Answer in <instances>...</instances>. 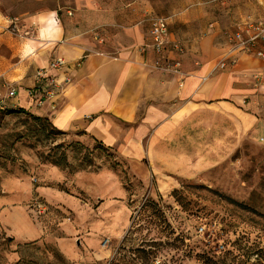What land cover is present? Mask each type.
Masks as SVG:
<instances>
[{"label":"rangeland","instance_id":"1","mask_svg":"<svg viewBox=\"0 0 264 264\" xmlns=\"http://www.w3.org/2000/svg\"><path fill=\"white\" fill-rule=\"evenodd\" d=\"M257 1H216L210 19L227 25L234 8ZM188 4L155 0L154 16L171 17ZM25 111L0 113V264H264L258 124L244 128L226 114L197 110L171 131L153 169L150 159L129 158ZM15 209L44 232L32 239L14 233L5 213Z\"/></svg>","mask_w":264,"mask_h":264},{"label":"crops","instance_id":"2","mask_svg":"<svg viewBox=\"0 0 264 264\" xmlns=\"http://www.w3.org/2000/svg\"><path fill=\"white\" fill-rule=\"evenodd\" d=\"M216 1L229 4L189 0L171 14L166 56L180 59L184 73L174 74L155 67V50L139 49L150 35L155 0H0V91L5 84L16 87L10 108L50 118L59 130L84 132L129 158L150 159L153 169L171 131L197 110L226 114L244 128L258 124L264 132V81L258 76L264 62L240 54L228 68L215 69L230 54L237 24L264 18V0L234 8L228 26L210 19ZM129 12L137 19L130 20ZM57 58L67 63L54 73L73 81L39 106L27 89L37 70ZM5 214L11 230L25 239L44 232L24 209ZM67 243L60 240L73 252Z\"/></svg>","mask_w":264,"mask_h":264},{"label":"built area","instance_id":"3","mask_svg":"<svg viewBox=\"0 0 264 264\" xmlns=\"http://www.w3.org/2000/svg\"><path fill=\"white\" fill-rule=\"evenodd\" d=\"M169 26L170 17L151 19L150 35L146 43L139 49L141 52H146L151 48L158 53L159 57L154 62L156 68L174 74H184L182 61L166 56L167 49L171 44ZM230 37L232 42L230 54L218 63L216 70L228 68L231 63L238 60L240 54H254L264 62V18H246L237 24ZM174 47L183 50L179 44H175ZM66 63L63 58H57L52 61L49 67L39 68L36 72L35 85L27 89L28 98L42 106L47 101L62 95L72 83L73 77L68 74H65L64 77L57 76L54 71L63 69ZM258 76L264 81V74ZM4 86L6 87L5 91H0V113L9 109V100L16 98L19 92L14 86L8 84ZM38 209L40 213L47 210L42 203L38 205Z\"/></svg>","mask_w":264,"mask_h":264},{"label":"trees","instance_id":"4","mask_svg":"<svg viewBox=\"0 0 264 264\" xmlns=\"http://www.w3.org/2000/svg\"><path fill=\"white\" fill-rule=\"evenodd\" d=\"M17 110H18V111H21V112H22V111H23V112H26L24 108H17V109H16V108H10V107H9V109H7V110L4 111V112H7V111H11V112H12V111H17ZM37 118H39V117H37Z\"/></svg>","mask_w":264,"mask_h":264},{"label":"bare ground","instance_id":"5","mask_svg":"<svg viewBox=\"0 0 264 264\" xmlns=\"http://www.w3.org/2000/svg\"><path fill=\"white\" fill-rule=\"evenodd\" d=\"M104 251V253L107 255L108 253H109V251L107 250H103ZM99 255L102 257L103 256V254L102 253H99Z\"/></svg>","mask_w":264,"mask_h":264}]
</instances>
